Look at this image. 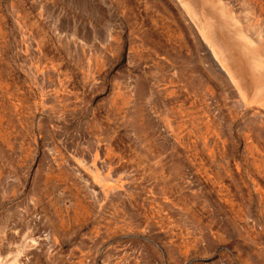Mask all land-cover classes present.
<instances>
[{
  "label": "rangeland",
  "instance_id": "obj_1",
  "mask_svg": "<svg viewBox=\"0 0 264 264\" xmlns=\"http://www.w3.org/2000/svg\"><path fill=\"white\" fill-rule=\"evenodd\" d=\"M220 3L264 53V0ZM192 18L0 0V226L35 233L23 264H264V79L230 43V81Z\"/></svg>",
  "mask_w": 264,
  "mask_h": 264
},
{
  "label": "bare ground",
  "instance_id": "obj_2",
  "mask_svg": "<svg viewBox=\"0 0 264 264\" xmlns=\"http://www.w3.org/2000/svg\"><path fill=\"white\" fill-rule=\"evenodd\" d=\"M176 1L186 13L192 14V19L197 25L199 34L201 33V39L204 41L206 55L210 58L213 65L221 73L225 74L230 81L234 83L236 82V78L238 79L232 69L231 71L236 77L231 71L229 74L223 68L224 62L232 64L231 61L234 54L231 50L232 48H230V43L233 45L235 43L238 48L246 53L249 65L252 67L251 71L257 75H261V80L264 79V53H261L259 49H255V52L251 51V47L255 46V42L248 35V31H252L260 38L261 32L257 27L252 26L248 27V29L241 27L240 23L220 3V0ZM198 16H200L199 19ZM11 231V237H9L0 226V264H23L25 261L24 254L27 249L30 251V255L32 254L31 256H35L38 238L35 237L36 235L32 231L29 233L28 238H26L28 241H25L17 226L12 227ZM31 258H29V261Z\"/></svg>",
  "mask_w": 264,
  "mask_h": 264
}]
</instances>
